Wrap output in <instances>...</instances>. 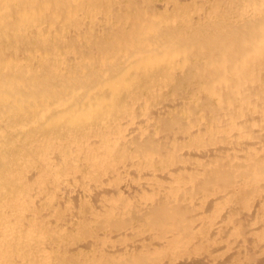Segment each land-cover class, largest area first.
<instances>
[{"label":"rangeland","instance_id":"374dc122","mask_svg":"<svg viewBox=\"0 0 264 264\" xmlns=\"http://www.w3.org/2000/svg\"><path fill=\"white\" fill-rule=\"evenodd\" d=\"M151 1L152 3H159L158 5L164 4V2L156 0H136L135 2L136 6L139 7H144L143 4L145 3L149 7L145 9H150L149 4ZM167 1L169 2L167 8L170 9L179 2L177 0ZM191 2L187 3L192 4V7L196 8L192 15L198 19L185 25L179 20L174 27L177 29H190L191 32L195 30V33H193L196 34L193 39L194 42L188 39L178 40L173 48H168V51L171 52H168L163 47L165 51H160L159 56L166 54L175 56V75L162 86H159L160 84L156 85V91L151 95L153 99L147 102L146 111L142 110V105L139 104L133 114L135 117L129 114V126L131 121L143 119V115L144 118L149 115L145 118L148 121L143 125L136 126L135 128L138 131L133 135L127 129H123L124 123H119L117 120H111L110 118L101 119L96 113L97 115L89 116L90 120L83 133L78 132V136L76 135V139L79 141L81 139L97 140V146H101L100 149L103 148L107 152L96 156L87 153L77 156L75 167L79 169L80 174L78 172L79 177H75L74 183L85 190L95 188L96 193L100 194L98 196L95 194L93 198H89L87 191H85L78 200L77 219L73 222H68L60 230L53 228V231H51L52 233L47 241L59 245L61 250H64L62 254V256H65L63 262L67 261L64 264H76L72 262V259L79 253H69V250H79L87 241H94V238L106 239L107 241L111 238L119 244L125 245L129 243V245L141 246V250L130 252L129 255H116L109 258L107 255L102 254L103 261H97L98 263L181 264L179 262H181L182 257L189 255L192 258L190 264H203L197 259V256L207 251L208 246L212 243L210 230L217 220H223V229L227 226L231 227L226 234V236L228 235L226 239L230 242V248L227 249L230 250L226 249L218 252V254H210L212 258L216 259L218 264H246L247 261L250 264L255 263L254 259L257 257L255 260L260 264L264 260V248H258V241L264 236V68L259 70L257 66H254L256 70L251 69L246 73L242 70L245 65L242 64L243 59L237 54L238 47L244 51V55L246 54V49L250 50L251 54L245 57L246 59L243 60V63L253 58L259 64L263 58L264 0H192ZM223 3L227 4L223 6ZM101 5L104 9L107 7L105 2H102ZM114 5L118 8L112 14L113 18L111 17L110 19V25L106 23L107 21H101L97 26L93 27L89 23L83 27L79 26L80 32L84 34H87L88 28L91 27L92 31H95L93 39L92 37L83 39L80 45L72 44L71 38L68 40L71 41V46H73L72 60L78 61L83 67L85 66L86 74L97 70L96 67H93V64H89L90 58L94 63H98L102 58H105V52L111 60H116L119 57L117 55L119 50H116L118 45L113 41L112 37H115L119 30L125 34L130 27L125 26L121 22L123 21L122 18L120 20V4L115 2ZM153 5L151 6L152 9H150L151 13H158L157 6ZM58 12V21H62V9H59ZM103 18H106V16L103 15ZM156 21L158 19L154 17L149 25L146 22L148 28L144 26L145 24L140 25L136 34L138 41L142 40L144 42L143 38H146V35L144 36L145 30L149 31V34H147L148 39H145V41L149 40L148 46L144 42V46L148 50L155 49L156 44L162 46L160 43L162 39L166 43L168 40L167 44L177 40V38L171 40L172 35H177V30L174 32V27H171V31L163 36L159 28H165V26L158 24ZM108 25L109 28L107 27ZM152 28L154 29L152 30ZM118 41L121 42V39ZM36 42L37 40H33L30 43L28 42V44H24L22 50L25 52L24 46L34 45ZM257 43L262 48V51L257 56H254L253 52L257 48ZM133 45L135 43L129 42V50H131ZM141 47L139 46L140 50L143 49ZM251 49L254 51H251ZM155 55L157 53L152 56ZM97 87L98 84L94 83L93 87H91L93 92L97 91ZM252 87L254 89L250 91ZM46 92L48 91L45 89L44 94ZM85 92L86 90L83 94ZM90 93L79 97L81 103L76 104L78 109H81L83 103L86 102L84 100L86 97L92 96ZM21 100L23 102L29 101L25 96H22ZM94 100V98L91 99L89 104L92 105ZM9 110V104L1 107L2 113L6 112L7 114ZM150 110L154 113L156 111V114H152ZM85 111L83 110L84 113ZM215 113L216 116H214ZM191 118L192 120H190ZM6 125L4 124L5 130L3 129L5 132L4 138L12 139V141L20 144L19 148L23 149L24 141L14 132L13 121L9 120ZM57 138L59 142L67 141L63 136L58 135ZM143 145L145 148H143ZM148 147L149 149H147ZM215 151L216 153L213 155ZM190 155L192 158L188 157ZM57 163L59 168L63 170L68 166V164H64V160H59ZM208 170L210 171L208 172ZM125 171L127 172L125 173ZM168 171L175 176L176 179L173 178V180L175 179L174 182L172 180V182L165 181L159 177L160 174ZM218 172H221V175ZM105 176H108V178L104 179ZM204 178L207 179L205 180ZM145 181L154 183V187L150 191L144 189ZM167 182H171L173 187L169 188L164 185ZM160 183L163 185L159 186ZM103 185L120 188L121 190L125 187L129 189L130 186H136L141 189L131 195L132 197L124 194L119 199L108 200L103 196L102 191H99ZM38 187V185L34 184L30 186L32 190L37 191L39 194L40 206L37 209L45 212L49 207H53L55 203L58 204L56 198L51 196L48 191ZM243 191L244 193H242ZM225 194L228 195L226 196ZM213 198L217 200L211 205L210 201ZM182 206L183 208H181ZM69 210L66 206L59 207L57 208L56 216L67 219L66 215ZM196 212L198 213L196 214ZM232 212L235 214H232ZM196 223L201 225L200 229H195ZM250 228H255L253 229L255 231L248 233ZM243 234L245 235V241L247 239L250 243L248 244L246 241V245H248L247 253H242L238 246L241 241L240 237H243ZM164 242L165 244H163ZM232 247L234 250L231 249ZM177 261L179 262L177 263ZM261 264L264 263L262 262Z\"/></svg>","mask_w":264,"mask_h":264},{"label":"bare ground","instance_id":"6f19581e","mask_svg":"<svg viewBox=\"0 0 264 264\" xmlns=\"http://www.w3.org/2000/svg\"><path fill=\"white\" fill-rule=\"evenodd\" d=\"M135 1L134 0H0V121H1L0 122V264H50L57 262L59 264H64L67 262V261L63 262V258L65 256H62V254L64 250H61L59 245L47 241L48 237L51 235L52 233L51 231H53V228H55L56 230H60L62 227H65L68 222H73L74 220L77 219L78 200L85 193V191H87L88 193L87 196L89 198H93L95 194L97 196L100 194V193L99 194L96 193V190H94L95 188L85 190V189H81V187L77 186L74 183L75 181L73 180H75V177H79L78 172L80 174L79 169H76L75 167V163L77 162V156L83 153L96 156V155L106 154L107 152L104 151L103 148L100 149L101 146L100 147L97 146L98 145L97 140L81 139L79 141L78 139H76L77 133L78 132L83 133L84 129L86 128V125L88 124V121L90 120L89 116L90 115L94 116L97 115L96 113H98V116L101 117V119L110 118L111 120H117L119 123H124L125 126L123 127V129L125 130L127 129V131H130L131 134L133 133L134 135V133L138 131L136 130L137 128L135 127L138 125H143L148 121L145 119L147 115L145 116V118L143 115L142 116L143 119L131 121V124L129 126V121H130L129 114L133 115L139 104L142 105V110L146 111L147 102L153 99V96L151 95L155 93L156 85L160 84L159 86H162L168 79L173 78V75H175V71H174L175 56L173 54H166L159 56V54L161 53L160 51H165L163 47L166 48L167 51L168 48L169 49L173 48V46L175 45V43L178 42V40L188 39L194 42L193 39L195 38L194 36L196 34L193 33H195V30L191 32L190 29L189 30H186L185 28L177 29L174 27L175 25H177V22L179 20L182 23H184L183 25H185L190 22H194L196 19H198L192 15V12L195 11L196 8L192 7V4L187 3V2H191L192 0H177L179 1L177 2L178 4L174 5L172 9L167 8L169 6V2L167 0H156L158 2H164L163 5H158L159 3L158 4L157 2L152 3L151 1V3L149 4L150 9H152L151 6L154 4L155 6H157L158 13H151L150 9H145V8H149L148 5L145 3L143 4L144 7L136 6ZM102 2H105L107 5L105 9L101 5ZM115 2H118L120 4V8H121L120 20L122 18V20L124 21L121 22L125 24V26L130 27L128 28L125 34H123L119 30L117 35L115 37H112L113 41L116 42V44L118 45L116 46L117 48L116 50L117 51L119 50L117 54L119 57L116 60H111V58H109L105 52L104 53L105 58H102L98 63H94L93 60L90 58L89 64H93V67H96L97 70H95V72L86 74L85 66L83 67V65L81 63L79 64L78 61L72 60L71 56L73 53L72 50L73 46L71 45L73 43H75V45L76 44L80 45L82 44L81 42L83 39H86L88 37H92L93 39L95 36V31L94 30L92 31L91 27L88 28L87 34H84L80 32L79 26L83 27L85 25H88L87 23H89L93 27V26H97V24L101 21H107L106 23L110 25L111 24L110 19L112 17V14L113 12H115V9L118 8L114 5ZM184 4H188V5H184ZM225 4L227 3H223V6ZM59 9H62L63 11V13L61 14L62 21H58ZM103 15L106 16V18H103ZM154 17L158 19V21H156L158 24L165 26V28L164 27L159 28L162 35L163 36L166 35L171 31V27H174L175 28L174 32L177 30L176 32L177 35H172L171 40L175 38H177V40L171 41L170 44H167L169 41L167 40L166 43L162 39V41L160 42L162 46L156 44L155 49L153 48L152 50L151 49L148 50V48L144 46V42H146L145 44L146 46H148L149 40L145 41V39H148L147 34H149V31L145 30L144 36L146 35V38L143 36L144 42H142V40L138 41L137 39L138 36L136 34L139 31L140 25L145 24L144 26H146L147 23L149 25L150 21ZM109 25L107 26L108 28ZM153 29L154 28H152V30ZM196 29L200 30L198 28ZM81 33L83 36L81 35ZM134 37H136L137 40L134 39ZM263 37L262 39H264ZM70 38L73 41L72 44L70 43L71 41H68L70 40ZM119 39H121V42L118 41ZM33 40L34 41L37 40V42L31 46L27 45L28 47L24 46L26 50L24 52L22 50V46L24 44H28V42L30 43V41ZM22 41L24 42L22 43ZM129 42L133 44L135 43V45H133L131 50H129ZM139 46H142L141 48L143 49L140 50ZM260 48H261L260 45H258L257 43V48L255 49V51L251 49V51H254L253 52L254 56H257L264 47L262 46V48L261 49ZM239 49L241 53L239 52ZM156 53L157 55L152 56ZM237 54L240 57H242L243 60H245L246 59L245 57L251 53L250 50L248 51V49H246V54L244 55V51H242V49L238 47ZM243 60H242V64L245 65L243 66L242 70L245 71L246 73L248 70L250 71L251 69L256 70L254 69V66L255 67L257 66L259 70L264 68V54L259 64H257V61L254 60L253 58L249 59V61H246V63H243ZM71 74L72 76H70ZM94 83L98 84L96 92H93V88L91 89ZM45 89L48 92L44 94ZM253 89L254 87H252L250 91H253ZM85 90L86 92L84 94L91 92L90 94L92 96L86 97L84 99L86 102L83 103L81 109H78L76 107V104L81 103L79 97L80 96L82 97L84 95L83 92ZM22 96L27 97L29 101L23 102L21 100ZM93 98L95 100L92 102V105H90L89 101ZM5 104H9L10 106V110L8 111L7 114L6 112L3 113L1 112V107ZM83 110H86L85 113L83 112ZM152 114H156V111L155 113L152 112ZM214 116H216V113ZM132 117L135 116L133 115ZM9 120H12L14 123V128H13L14 132L21 139H23L24 150L22 148H19L20 144H17L15 141H12V139L4 138V134H5L4 124L6 125V122H8ZM190 120H192V118ZM109 134H111V132H109ZM58 135L63 136L64 139H67V141L59 142L57 138ZM143 148H145V146ZM85 149H87V151H85ZM147 149H149V147ZM159 150H157V152H159ZM215 153L216 151L214 152L213 155H215ZM188 157H191V155ZM59 160H64L65 165L68 164V166L64 168V170L59 168L57 163L59 162ZM118 168L120 167L118 166ZM210 170H208V172ZM170 171L163 172V174H160L159 177L163 178L162 180L165 181L172 180L174 182L176 178L175 176L172 175ZM126 172L127 171H125V173ZM211 175L213 176V174ZM106 177L108 178V176H105L104 179H106ZM97 178L99 182V176ZM173 178L175 179L173 180ZM182 179L184 178L182 177ZM171 182L164 183V185L170 188L172 186ZM144 183H142L144 184L143 187L147 191H150L154 187L153 186L154 183L150 181L147 182L145 181ZM31 184L38 185L39 186L38 188L40 189L42 188L45 191H48L51 196L56 198L58 204L55 203L53 207H49L50 209L46 208L47 210L45 212L43 210L41 212L39 209H37V207L40 206V200L38 197L39 194L37 191L32 190L30 188ZM160 185L163 184L160 183L159 186ZM111 187H108L107 185H103L100 187L99 190L102 191L101 193H103V196L108 200L113 198L119 199L124 194L129 197L131 195H134L136 192L140 191L141 189V188H137L136 186H130L129 189L125 187L122 190L120 188H116V187L111 188ZM242 193H244V191ZM216 200L217 199L214 198L211 199L210 204L213 205ZM84 201L86 202V200ZM63 206H66L70 209L66 215L67 219L66 218L62 219L61 217L56 216L57 208ZM178 206L176 207L178 208ZM181 208H183V206ZM263 210L261 209V211ZM197 213L198 212H196V214ZM233 213L234 212H232V214ZM223 218H225V216H223ZM259 223L261 224L260 221ZM222 224H223V220H217L216 223L212 225L210 230L212 236V243L208 246L207 251L205 252L203 251L204 253H200L197 256V259L203 264H218L216 259L212 258L210 254L211 255L216 253L218 254V252L230 248V242L226 239V237L228 236V235L226 236V234L228 233L227 232L228 229L231 227L227 226L225 229H223L224 226H222ZM200 226L201 225L199 223H196L195 229L196 230L200 229L201 228ZM253 229L250 228L248 233L254 232L255 230L253 231ZM244 236L245 235L243 234V237L242 236L240 237L241 241L239 242L238 246L240 247L242 253L243 252L247 253L246 252L248 246L246 245L247 239L245 241ZM263 237H261L262 239L258 241L259 242L258 248L260 249L264 248ZM248 239H250V237H248ZM163 244H165V242ZM248 244L250 243L248 242ZM80 248L81 249L79 250L77 249L69 250V253H74V252L79 253L76 254L77 256L75 258L73 257L72 259V262H75L76 264H106V263L97 262L103 259L102 254L103 255L105 254L109 258H112V256L129 255L130 252L141 250V246L139 247V245H129V243H126L125 245L122 243L119 244L114 242L111 238L109 239V241H107L106 239L94 238V241L89 240L85 243L84 246ZM231 249H233V247ZM227 250L229 251L230 249ZM256 250L258 251L257 248ZM255 259H254L255 263H250V264H258L257 260ZM260 259L263 260L264 258L263 259L260 258ZM178 262L179 261H177V263ZM191 262H192L191 256L187 255V257H182L181 262L179 263L190 264ZM262 262L264 263V260ZM262 262H260V264ZM247 263L248 261L246 262V264Z\"/></svg>","mask_w":264,"mask_h":264}]
</instances>
